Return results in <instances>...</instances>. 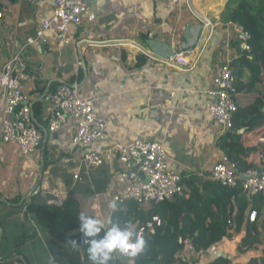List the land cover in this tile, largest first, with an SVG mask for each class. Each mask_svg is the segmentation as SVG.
Returning <instances> with one entry per match:
<instances>
[{
  "label": "crops",
  "instance_id": "0c3cea01",
  "mask_svg": "<svg viewBox=\"0 0 264 264\" xmlns=\"http://www.w3.org/2000/svg\"><path fill=\"white\" fill-rule=\"evenodd\" d=\"M191 1L209 24L193 12L190 0H88L89 12L96 18L85 15L81 25L71 26V44L60 43L52 26L46 31V43L28 46L31 78L25 92L32 106L43 102L44 140L29 155L16 152L13 144L1 139L0 108V197L61 205L73 196L80 212L111 219L109 205L125 184L115 145L136 138L163 143L170 168L182 177H194L199 185L210 180L214 164L224 154L217 144L224 133L207 110L213 101L209 90L222 61L236 64L242 56L228 13L237 0ZM54 6L55 0H0V66L18 44L52 18ZM184 49L198 54L185 69L170 60ZM233 66L242 82H250L249 67ZM64 81L78 82L81 96L92 98L97 115L109 122L110 136L96 144L104 155L101 166L83 161L72 143L73 124L48 131L46 96ZM262 83L257 88L264 96ZM254 96L244 89L238 104L249 106ZM261 212L257 222L249 220L248 212L238 231L207 251L205 262L222 255L233 263L249 264L253 257L264 256V205ZM248 229L258 240L241 249ZM49 230L27 206L0 201V264H27L24 259L28 264L55 262L60 249ZM65 249L70 251L67 245ZM193 250L190 243L179 256L191 261Z\"/></svg>",
  "mask_w": 264,
  "mask_h": 264
},
{
  "label": "built area",
  "instance_id": "2783aa9c",
  "mask_svg": "<svg viewBox=\"0 0 264 264\" xmlns=\"http://www.w3.org/2000/svg\"><path fill=\"white\" fill-rule=\"evenodd\" d=\"M85 15L90 20L96 18L89 12L88 0H55L53 16L34 32L27 36L21 44L0 66V108L4 112L1 124V139L15 146L16 152L29 155L43 142L44 133L34 117L32 101L25 92V84L31 78V70L25 52L28 46L37 42L46 43V31L54 26L57 38L62 44H71L74 40L71 26L82 24ZM2 13L0 12V18ZM238 35L239 48L251 50V34L237 23H230ZM198 54L189 49L174 52L170 60L179 67L188 68L196 62ZM209 90L213 101L207 110L221 127L223 133L233 130V115L238 109L237 78L231 61L224 59L218 67ZM49 109L47 112L48 131L55 133L66 124L75 127L72 143L79 148L83 161L88 166H101L104 163L102 150L97 143L110 136L109 122L97 115L92 98L82 97L79 83L64 81L56 90L46 96ZM116 150L120 160V177L125 181L122 190L116 194V203L135 201L140 204H159L175 200L182 193V174L171 169L168 163V152L161 142L147 138H136L125 143H117ZM210 179L224 185L235 187L239 183L250 196L264 194V169L260 167L239 171L236 164L224 153L211 170ZM258 211L249 214L251 222L258 221ZM155 216L147 227L154 232ZM228 232H232L234 222L232 215L228 220ZM145 227L140 226L142 235ZM82 234L80 244L84 245ZM192 245L191 240L185 241V247ZM194 252V251H193ZM199 264L203 263L200 253L194 252ZM203 253V252H202ZM125 260H133L135 256L121 254Z\"/></svg>",
  "mask_w": 264,
  "mask_h": 264
},
{
  "label": "trees",
  "instance_id": "16d2710c",
  "mask_svg": "<svg viewBox=\"0 0 264 264\" xmlns=\"http://www.w3.org/2000/svg\"><path fill=\"white\" fill-rule=\"evenodd\" d=\"M8 1L13 3L17 0ZM235 2L236 4H230L228 9L229 19L251 34V50H241V58L236 64L231 62V65L237 78L238 92L245 89L253 93L255 101L249 106H238L233 115V130L221 135L217 144L236 164L239 171L255 167L264 169V141H262L264 139V96L257 88V83L262 81L264 88V79L261 78L262 67L264 68V0ZM257 18L261 19L262 27ZM139 62H142V57ZM233 64L250 68L252 71L250 82L241 81V74L237 72ZM42 105L43 102L40 100L34 102L32 106L34 117L40 128L44 125L41 122ZM184 178L185 176L182 180V193L176 195L175 200L147 204L150 208H145L146 204L135 201L117 203L118 210L113 211L111 220L121 225L131 222L137 225V231L140 226H144L142 236L146 241V248L130 261L115 253L109 264H199V260L188 261L179 256V252L185 247V241H192L194 252L198 254L207 252L224 238L231 237L238 231L246 221L248 212L250 214L252 210H257L259 215L262 214L263 193L250 196L243 190L240 183L231 187L210 179L199 185L194 181V177ZM0 201H6L15 206H27L29 213L47 222L50 235L59 244L60 249L55 258V264H91L87 254L88 244H80L81 232L77 229L80 227L78 216L81 212L73 196L61 205L41 204L33 200L27 202L22 198L0 197ZM230 215L235 224L232 232H228L227 228ZM154 216H158L159 221L154 222V232H152L146 224L152 221ZM262 224L264 228V221ZM250 225L253 226V224ZM100 235H103V232ZM72 240L77 241L75 247L70 243ZM257 240L258 236H254L251 229H248L240 248L244 249L246 246L248 248L250 246L248 244ZM22 242L24 240L18 243ZM66 245L70 251L65 249ZM24 261L28 264L25 259ZM204 264L238 263H233L228 257L220 255ZM249 264H264V256L253 257Z\"/></svg>",
  "mask_w": 264,
  "mask_h": 264
},
{
  "label": "clouds",
  "instance_id": "9594fccd",
  "mask_svg": "<svg viewBox=\"0 0 264 264\" xmlns=\"http://www.w3.org/2000/svg\"><path fill=\"white\" fill-rule=\"evenodd\" d=\"M109 207L118 210L116 202ZM80 231L83 233L85 243L88 244L87 254L91 264H109L115 253L135 256L146 248V241L136 230V226L129 222L124 225L111 219L104 220L98 215H89L81 212L78 216ZM103 232V235H100ZM73 247L77 241H70ZM51 264H55L54 261Z\"/></svg>",
  "mask_w": 264,
  "mask_h": 264
},
{
  "label": "water",
  "instance_id": "95a60500",
  "mask_svg": "<svg viewBox=\"0 0 264 264\" xmlns=\"http://www.w3.org/2000/svg\"><path fill=\"white\" fill-rule=\"evenodd\" d=\"M190 7H191V9L193 10V12H194V13H195L200 19H202L205 23H208V24H209L210 21L204 16L203 13H201L200 11H198V10L196 9V7L193 5V3H192L191 0H190ZM44 132L46 133L47 130L45 129ZM240 132H242V131H240ZM129 261H130V260H129Z\"/></svg>",
  "mask_w": 264,
  "mask_h": 264
},
{
  "label": "rangeland",
  "instance_id": "374dc122",
  "mask_svg": "<svg viewBox=\"0 0 264 264\" xmlns=\"http://www.w3.org/2000/svg\"><path fill=\"white\" fill-rule=\"evenodd\" d=\"M187 254V253H186ZM190 254L191 255H194V257L193 258H191V260H194V259H196V255H195V253L194 252H190ZM209 254V252H203V253H200V256H202L203 257V260H204V262L205 261H207V259H208V256L210 255H208ZM187 256V255H186ZM189 258V257H188ZM196 260H198V259H196Z\"/></svg>",
  "mask_w": 264,
  "mask_h": 264
}]
</instances>
